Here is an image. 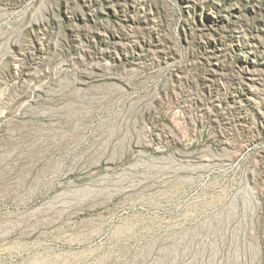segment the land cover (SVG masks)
<instances>
[{"label":"rangeland","instance_id":"1","mask_svg":"<svg viewBox=\"0 0 264 264\" xmlns=\"http://www.w3.org/2000/svg\"><path fill=\"white\" fill-rule=\"evenodd\" d=\"M0 264H264V0H0Z\"/></svg>","mask_w":264,"mask_h":264}]
</instances>
